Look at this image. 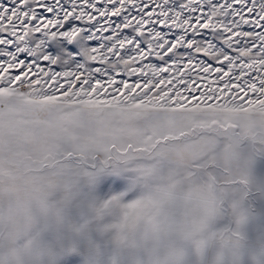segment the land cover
Here are the masks:
<instances>
[{"label":"rangeland","instance_id":"obj_1","mask_svg":"<svg viewBox=\"0 0 264 264\" xmlns=\"http://www.w3.org/2000/svg\"><path fill=\"white\" fill-rule=\"evenodd\" d=\"M157 75L0 89V264H125L148 190L219 199L222 235L264 245V92Z\"/></svg>","mask_w":264,"mask_h":264},{"label":"snow or ice","instance_id":"obj_2","mask_svg":"<svg viewBox=\"0 0 264 264\" xmlns=\"http://www.w3.org/2000/svg\"><path fill=\"white\" fill-rule=\"evenodd\" d=\"M176 73L191 97L208 83L264 92V0H0V89L43 76L66 92L57 79L77 74L129 88Z\"/></svg>","mask_w":264,"mask_h":264},{"label":"crops","instance_id":"obj_3","mask_svg":"<svg viewBox=\"0 0 264 264\" xmlns=\"http://www.w3.org/2000/svg\"><path fill=\"white\" fill-rule=\"evenodd\" d=\"M219 199L148 190L125 264H264V245L222 235Z\"/></svg>","mask_w":264,"mask_h":264}]
</instances>
